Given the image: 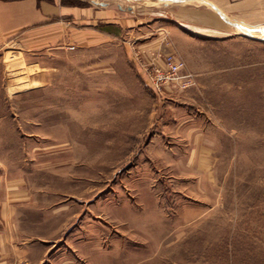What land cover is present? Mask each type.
Wrapping results in <instances>:
<instances>
[{
  "label": "rangeland",
  "instance_id": "rangeland-1",
  "mask_svg": "<svg viewBox=\"0 0 264 264\" xmlns=\"http://www.w3.org/2000/svg\"><path fill=\"white\" fill-rule=\"evenodd\" d=\"M37 1L0 51V264H264V9ZM168 55L194 85H147Z\"/></svg>",
  "mask_w": 264,
  "mask_h": 264
},
{
  "label": "crops",
  "instance_id": "crops-1",
  "mask_svg": "<svg viewBox=\"0 0 264 264\" xmlns=\"http://www.w3.org/2000/svg\"><path fill=\"white\" fill-rule=\"evenodd\" d=\"M191 2L204 4L226 24H229L228 22L237 25H239L238 23L246 24L252 21L256 15H260L261 9H264V0H112V13L121 22L132 26V23L134 24L133 17L137 14L138 9H164L170 4L181 5ZM103 4L106 5V3ZM38 9H54V7L44 3L38 5L37 0H0V51L22 31L42 22V13ZM189 12L193 13L194 17L190 26L197 29L195 30L197 35L209 37L214 31L218 32L219 30L221 33L222 29L218 25L216 28L213 26L212 13L210 16H204L205 12L199 9ZM188 21L186 19V22ZM150 45H154V43Z\"/></svg>",
  "mask_w": 264,
  "mask_h": 264
},
{
  "label": "built area",
  "instance_id": "built-area-1",
  "mask_svg": "<svg viewBox=\"0 0 264 264\" xmlns=\"http://www.w3.org/2000/svg\"><path fill=\"white\" fill-rule=\"evenodd\" d=\"M162 66L156 64V59L143 66L147 85L154 92L161 93L169 85H177L186 89L194 85L191 74L185 72V64L172 55L161 58Z\"/></svg>",
  "mask_w": 264,
  "mask_h": 264
},
{
  "label": "water",
  "instance_id": "water-1",
  "mask_svg": "<svg viewBox=\"0 0 264 264\" xmlns=\"http://www.w3.org/2000/svg\"><path fill=\"white\" fill-rule=\"evenodd\" d=\"M173 1H176V0H173ZM102 5H105V4H102ZM229 24L233 25V26H237V27H240L239 25L237 24H234V23H231V22H228Z\"/></svg>",
  "mask_w": 264,
  "mask_h": 264
}]
</instances>
